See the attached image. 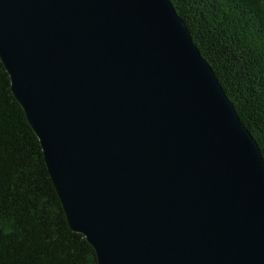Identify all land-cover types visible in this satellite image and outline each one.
<instances>
[{
    "label": "water",
    "instance_id": "95a60500",
    "mask_svg": "<svg viewBox=\"0 0 264 264\" xmlns=\"http://www.w3.org/2000/svg\"><path fill=\"white\" fill-rule=\"evenodd\" d=\"M0 60L97 264H264V160L169 0H0Z\"/></svg>",
    "mask_w": 264,
    "mask_h": 264
},
{
    "label": "trees",
    "instance_id": "16d2710c",
    "mask_svg": "<svg viewBox=\"0 0 264 264\" xmlns=\"http://www.w3.org/2000/svg\"><path fill=\"white\" fill-rule=\"evenodd\" d=\"M264 160V0H169ZM0 264H97L0 60Z\"/></svg>",
    "mask_w": 264,
    "mask_h": 264
}]
</instances>
